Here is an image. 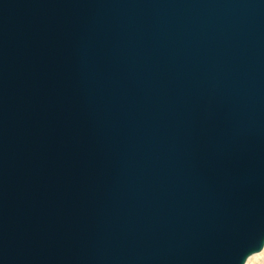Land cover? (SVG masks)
I'll use <instances>...</instances> for the list:
<instances>
[{
    "label": "water",
    "instance_id": "1",
    "mask_svg": "<svg viewBox=\"0 0 264 264\" xmlns=\"http://www.w3.org/2000/svg\"><path fill=\"white\" fill-rule=\"evenodd\" d=\"M263 237L264 0H0V264Z\"/></svg>",
    "mask_w": 264,
    "mask_h": 264
},
{
    "label": "bare ground",
    "instance_id": "2",
    "mask_svg": "<svg viewBox=\"0 0 264 264\" xmlns=\"http://www.w3.org/2000/svg\"><path fill=\"white\" fill-rule=\"evenodd\" d=\"M240 264H264V237L258 246L252 248Z\"/></svg>",
    "mask_w": 264,
    "mask_h": 264
}]
</instances>
